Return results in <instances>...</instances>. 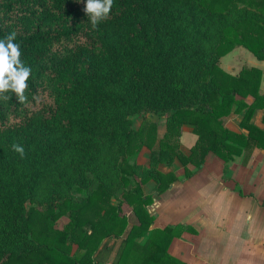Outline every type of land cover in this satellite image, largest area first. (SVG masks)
Wrapping results in <instances>:
<instances>
[{
    "label": "trees",
    "instance_id": "1",
    "mask_svg": "<svg viewBox=\"0 0 264 264\" xmlns=\"http://www.w3.org/2000/svg\"><path fill=\"white\" fill-rule=\"evenodd\" d=\"M85 4L0 0V39L15 32L32 70L26 104L0 99V264H97L108 238L120 239L111 264H185L168 247L192 228H153L148 206L177 181L175 161L186 179L208 153L264 149V127L251 122L264 111L262 70L219 64L236 46L264 61V0H113L96 29ZM241 112L246 133L223 123ZM148 114L165 119L161 135ZM183 125L197 136L188 152Z\"/></svg>",
    "mask_w": 264,
    "mask_h": 264
},
{
    "label": "crops",
    "instance_id": "2",
    "mask_svg": "<svg viewBox=\"0 0 264 264\" xmlns=\"http://www.w3.org/2000/svg\"><path fill=\"white\" fill-rule=\"evenodd\" d=\"M239 47L242 46L232 50ZM222 57L219 64L223 68ZM253 57L262 66L251 61L250 65L232 68L231 71L223 69L237 74L243 68H260L262 92L264 61ZM251 100V97L246 98L247 102ZM263 113V109H256L251 118V122L261 128L264 127ZM242 115L243 112L231 113L223 117V123L233 131L246 133V129L240 126ZM163 130L164 127L159 128L160 135ZM190 132H193L192 126L181 127L180 142L184 152L189 151L197 138L195 135L192 145L185 149L182 136ZM185 138L188 141L190 135ZM149 155L150 150L143 147L137 162L147 164ZM177 164L175 161L169 167L177 175V181L163 193L153 195V202L148 206V211L154 215L153 228L175 224L192 228L173 238L168 247L169 254L185 264H264V149L254 147L248 157L235 155L227 161L208 153L200 169L186 179ZM162 169L167 170L165 167ZM154 185L153 180L148 181L143 186L144 193H152ZM124 207L126 215L130 216V207ZM119 244L120 239H104L93 259L97 264H111Z\"/></svg>",
    "mask_w": 264,
    "mask_h": 264
},
{
    "label": "clouds",
    "instance_id": "3",
    "mask_svg": "<svg viewBox=\"0 0 264 264\" xmlns=\"http://www.w3.org/2000/svg\"><path fill=\"white\" fill-rule=\"evenodd\" d=\"M113 7V0H86L85 15L93 29L106 21ZM16 33L12 32L0 39V99H11L7 93H12L20 104H26L25 91L31 75V68L26 66L21 57L20 45L16 43ZM13 151L24 156V148L13 144Z\"/></svg>",
    "mask_w": 264,
    "mask_h": 264
},
{
    "label": "rangeland",
    "instance_id": "4",
    "mask_svg": "<svg viewBox=\"0 0 264 264\" xmlns=\"http://www.w3.org/2000/svg\"><path fill=\"white\" fill-rule=\"evenodd\" d=\"M222 66L225 69L228 70H232L233 69H237V68H241L242 66H247L251 64L252 62H256L257 65H261L260 61H257L253 55L250 53V51H248L247 49L243 48V47H239L236 48L234 50H232L231 52H229L228 54L224 55L222 57ZM264 68V66H263ZM148 117L151 118L152 120L156 121L159 128L162 129L165 125V119L159 117L156 114H148ZM133 122H134V126H138L139 123L141 122V115L139 114H135L132 116ZM186 133V132H185ZM182 136V143L184 145L185 149H188L192 143L195 140V134L193 132H190V134H185ZM186 135H190V139L187 141L185 136ZM177 167L179 166L178 164L176 165ZM126 208L124 207L123 210H125ZM67 218L66 217H61L59 218L56 222L55 225L56 227L59 226H63L66 222H67Z\"/></svg>",
    "mask_w": 264,
    "mask_h": 264
}]
</instances>
